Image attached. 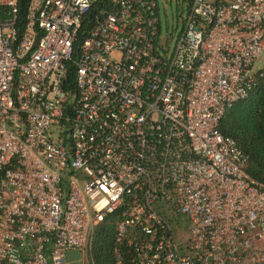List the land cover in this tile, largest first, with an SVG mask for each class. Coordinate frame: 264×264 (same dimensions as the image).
Instances as JSON below:
<instances>
[{"label":"built area","instance_id":"built-area-1","mask_svg":"<svg viewBox=\"0 0 264 264\" xmlns=\"http://www.w3.org/2000/svg\"><path fill=\"white\" fill-rule=\"evenodd\" d=\"M0 0V264H264V185L219 124L264 85V0ZM72 85L66 84L68 68ZM181 217L188 238L175 239Z\"/></svg>","mask_w":264,"mask_h":264},{"label":"trees","instance_id":"trees-1","mask_svg":"<svg viewBox=\"0 0 264 264\" xmlns=\"http://www.w3.org/2000/svg\"><path fill=\"white\" fill-rule=\"evenodd\" d=\"M27 1H17L19 21H22L25 14ZM72 79L73 69L69 67L66 84L72 85ZM219 125L222 135L231 137L248 157V175L264 185V85L251 91L245 100L233 104ZM113 218L114 215L108 216L94 233L91 256L95 264H113L110 259L114 234V227L110 222Z\"/></svg>","mask_w":264,"mask_h":264},{"label":"rangeland","instance_id":"rangeland-1","mask_svg":"<svg viewBox=\"0 0 264 264\" xmlns=\"http://www.w3.org/2000/svg\"><path fill=\"white\" fill-rule=\"evenodd\" d=\"M188 1L189 0H156L161 37L169 35L173 38L175 36L180 28V18L186 11ZM258 66H264V49ZM162 212L164 216H167V219L170 220L175 239L178 238V242L186 240L188 238V228L184 219L171 215V211L168 207H164ZM110 259L112 260L111 254ZM110 259H108L109 263H111ZM63 264H90L89 255H82L77 251L66 252Z\"/></svg>","mask_w":264,"mask_h":264}]
</instances>
